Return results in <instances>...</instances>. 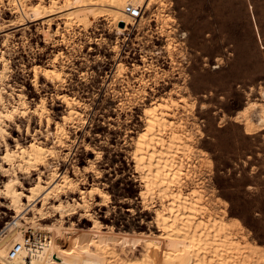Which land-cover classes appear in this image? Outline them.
<instances>
[{
    "label": "rangeland",
    "instance_id": "1",
    "mask_svg": "<svg viewBox=\"0 0 264 264\" xmlns=\"http://www.w3.org/2000/svg\"><path fill=\"white\" fill-rule=\"evenodd\" d=\"M19 11L0 4V70L3 51L11 68L5 97L12 101L10 93H23L31 108L45 99L51 133L66 114L58 96L77 99L81 115L66 125L65 145L57 147L50 169L57 168L77 185L62 196L64 202L79 199V189L100 188L109 196L88 198L89 212L102 225L99 232H89L93 222L81 215L83 210L62 221L50 208L46 220L36 221L62 246L58 259L66 264H125L146 254V242L160 234L156 211L168 207L157 194L143 203L144 183L134 151L147 127L146 109L166 105L177 130L189 138L188 154L181 157V188L187 194L203 191L200 205L209 208L198 209L195 217L205 215L202 220L207 221L211 214L222 216L234 229L233 241L240 243L231 249L222 234L201 248L208 250L210 261L219 259L213 251L224 247L219 250L225 263L264 264V126L247 129L264 107V0H156L121 35L111 17L96 18L87 29L65 31L60 20L49 27L31 22L27 14L21 15L28 22L21 26ZM60 51L65 56L57 63L63 84L57 88L42 78L36 88L33 67L52 65ZM24 120L20 132L8 128L12 148L16 138L24 144L32 139L26 131L29 119ZM31 123L32 133L42 132L38 138L52 146L54 136L47 141L44 135L45 121L42 125L36 117ZM50 169L42 168L49 171L45 180ZM17 172L26 189L36 182L37 173L29 178ZM7 180L0 176V189ZM1 201L0 237L16 221L10 201ZM32 215L28 211L17 219L21 231L31 230L27 218Z\"/></svg>",
    "mask_w": 264,
    "mask_h": 264
},
{
    "label": "bare ground",
    "instance_id": "2",
    "mask_svg": "<svg viewBox=\"0 0 264 264\" xmlns=\"http://www.w3.org/2000/svg\"><path fill=\"white\" fill-rule=\"evenodd\" d=\"M7 1L6 5L5 0H0L1 6L8 11H17L19 8L17 20H19V25L21 26H25L28 23L25 19L20 18L21 15L26 14L29 15L31 22L40 21L49 25V27L54 20H60L63 24V27L60 26V28L65 29V31L73 29L75 26L87 29L96 18L104 16L111 17L115 21L117 24L116 32L121 35L128 25H133L138 20V18L136 19L126 12V6L134 5L144 10L149 8L151 3L156 0ZM59 30L58 28L57 32ZM6 35L5 43L9 38V35ZM65 38L66 36L62 35L63 42H65ZM64 57V53L60 51L54 57L52 65L42 66L36 64L33 67V84L36 88L40 86L42 78L57 88L63 84V72L57 66V63ZM1 58L3 67L0 70V83H2L0 85V144L4 142L5 145H1L7 147L4 155H1L0 176L8 177V180L4 182L3 188L0 189V205H4L1 201L2 198L8 199L11 209L16 212V221L11 223L7 233L0 237V264H66L56 258V255L58 257L63 255L62 246L49 235V228L42 227L40 223V225L36 224V221L46 220L50 208L56 214H59L62 221L67 216L75 215L80 210H83L84 213L81 215L93 222L89 232H99L102 225L89 212L91 203L88 198H93L94 195H97L105 200L109 196L100 188L79 189V199H73V202L63 201L62 196L66 195L68 190L74 192V188L77 185L73 183L72 178L67 174H60L57 168L51 170L50 159L57 157V147L65 145L67 136L66 125L74 122L81 115L77 109V99L67 94L58 96L66 106V114L62 116L61 121H56L55 132L51 133L52 118L45 99L37 103L35 108H31L27 102L26 95L23 93H18L16 97H14V92L10 93L12 101L5 97L7 92L4 82L7 80L11 68L4 51ZM261 108L257 122L247 123L249 131L264 126V107ZM146 114L147 127L140 132L134 151L135 167L142 173L144 183V190L141 191L140 195L143 203H146L148 197L157 194L162 201H167L166 205L168 208L156 211L155 222L160 234L146 242V254L139 259H130L125 264L230 263V260V262H224L225 255L224 253L222 255L223 251H220L224 247L222 249L219 248L220 250L216 248L212 256H217V258L219 256V259L215 258L217 259L216 261L214 259L210 261L207 256L209 254L208 250L205 249L207 246L205 243L207 244L210 239L213 241L219 240L221 235L224 234L225 241L229 242L230 248L238 249L240 243L233 241V227L224 222L222 216L214 214L209 215L207 221L202 220L205 219V215L201 219L196 218L197 211L200 208H202L203 212L209 209L200 205L203 199V191L193 190L189 194L184 193L179 182L180 177L183 175L181 157L182 155H187V151L190 148L188 144L189 138L186 137L188 135L185 136L184 133H180L177 130L176 123L171 120L175 115L173 114L172 116V114L167 112L166 105L148 108L146 109ZM36 117L39 119L40 124L45 121L47 125L46 134L43 133L46 140H49L51 134L54 136L52 146L38 138L37 133L42 134V132L32 133L30 128L31 119L33 121V118ZM27 118L29 120L27 121L26 131L27 135L32 137L31 141L24 144L16 138L15 148L10 147L6 140V136L9 134L8 128L15 126L17 131L20 132L21 125L19 122L21 123ZM42 168L51 170L49 179H44V175L49 171L46 173V170L43 171ZM15 170L18 171L17 173L24 174L29 178L37 173L38 176L34 185L26 189L22 185L20 178L14 175L13 171ZM25 190H27V193H25ZM24 199H27V204L24 203ZM52 201L55 203L52 204ZM36 203H41V206L35 207ZM28 211L33 212V215L27 220L28 223L32 224L30 229L34 233L36 250L33 251L34 254H27L23 251L18 257L11 259L10 249L15 243L22 242L26 233L21 231L23 225L17 219H24ZM195 219L199 221H195ZM199 229L200 231L198 232ZM76 231L73 229L72 233L75 234ZM210 241L208 246L212 244V241L211 243ZM223 241L221 242L223 243ZM225 243L222 245L225 246ZM202 246L205 248H201ZM243 248L245 249V247ZM231 249H228L229 253ZM111 255L113 256L114 253H111Z\"/></svg>",
    "mask_w": 264,
    "mask_h": 264
},
{
    "label": "built area",
    "instance_id": "3",
    "mask_svg": "<svg viewBox=\"0 0 264 264\" xmlns=\"http://www.w3.org/2000/svg\"><path fill=\"white\" fill-rule=\"evenodd\" d=\"M125 9L128 14L136 19L141 18L143 13V9L141 7L134 5H127ZM34 238L35 237L32 230L26 232L23 241L15 243L10 249V258L13 259L18 257L23 251H25L27 254H34L33 251L36 250Z\"/></svg>",
    "mask_w": 264,
    "mask_h": 264
},
{
    "label": "water",
    "instance_id": "4",
    "mask_svg": "<svg viewBox=\"0 0 264 264\" xmlns=\"http://www.w3.org/2000/svg\"><path fill=\"white\" fill-rule=\"evenodd\" d=\"M123 26V24H121ZM56 258H58V256L56 255Z\"/></svg>",
    "mask_w": 264,
    "mask_h": 264
}]
</instances>
